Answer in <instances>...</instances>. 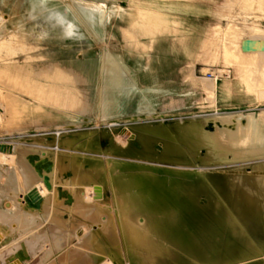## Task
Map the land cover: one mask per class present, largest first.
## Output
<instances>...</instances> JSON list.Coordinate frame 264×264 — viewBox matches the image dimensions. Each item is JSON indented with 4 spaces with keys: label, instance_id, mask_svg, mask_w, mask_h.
Returning a JSON list of instances; mask_svg holds the SVG:
<instances>
[{
    "label": "rangeland",
    "instance_id": "374dc122",
    "mask_svg": "<svg viewBox=\"0 0 264 264\" xmlns=\"http://www.w3.org/2000/svg\"><path fill=\"white\" fill-rule=\"evenodd\" d=\"M250 11V28H220L222 57L202 61L231 67L234 78L245 69V84L261 91L259 105L212 114L208 68L198 73L205 97L197 105L170 99L162 108L159 100V110L148 111L151 97L135 90L122 97L121 89L118 98L108 96L103 80L95 82L99 96L89 99L76 71L89 67L96 76L99 68L85 49L82 29L97 33L98 21L108 16L96 0H27L23 14L11 11V23L24 15L27 28H14L0 40V264H55L63 252L94 253L98 241L126 259L120 227L126 201L118 196L117 180L131 164L202 171L233 189V202L244 190L237 177L264 189V66L255 77L249 71L257 65L245 64L264 58V28L261 10ZM92 44L97 53V41ZM113 106L117 110L110 113ZM31 152L40 167L29 164ZM32 189L35 202L25 197ZM96 255L103 264L104 255Z\"/></svg>",
    "mask_w": 264,
    "mask_h": 264
},
{
    "label": "crops",
    "instance_id": "0c3cea01",
    "mask_svg": "<svg viewBox=\"0 0 264 264\" xmlns=\"http://www.w3.org/2000/svg\"><path fill=\"white\" fill-rule=\"evenodd\" d=\"M27 0H0V40L14 33V28H27L24 15H18V23L12 24V12H25ZM108 16L98 21V32L92 28L86 31V46L98 63L95 76L87 71L79 73L83 80V90L89 99L99 96L95 82L105 83V93L116 97L119 89L122 97L145 94L151 97L148 111H158L154 102L167 105L170 99L197 105L203 103L205 94L201 92L204 79L198 73L200 69L230 70V76L211 79L207 83L214 95L209 112L217 113L218 108L241 106L250 110L256 108L260 90L256 84L246 85L245 69L234 70L231 67L214 68L202 59L212 60L222 57L223 36L218 33L231 23L241 28H250V8H258L261 27L264 28V0H96ZM256 2V3H255ZM22 18V20H21ZM20 21H22L20 23ZM36 28V27H34ZM97 41V53L94 44ZM260 41V40H259ZM245 64L257 65L249 73L257 77L263 72L264 58ZM206 66V67H205ZM208 66V67H207ZM210 66V67H209ZM68 70V74H74ZM118 74V75H117ZM121 76V77H120ZM248 80L251 78H247ZM120 80V81H119ZM208 81V80H207ZM252 90V92L250 91ZM124 92H126L124 94ZM234 97H240L235 100ZM118 98V97H116ZM119 104L125 103L119 98ZM116 106L109 112H115ZM100 112V109H99Z\"/></svg>",
    "mask_w": 264,
    "mask_h": 264
},
{
    "label": "bare ground",
    "instance_id": "6f19581e",
    "mask_svg": "<svg viewBox=\"0 0 264 264\" xmlns=\"http://www.w3.org/2000/svg\"><path fill=\"white\" fill-rule=\"evenodd\" d=\"M29 155V164L40 167L33 157L36 153ZM183 170H144L131 164L119 175L117 193L126 201L122 200L126 205L120 226L126 259L115 253L113 246L96 239L94 253L90 250L79 256L78 250L63 252L55 264H100L96 252L104 255L103 264H264V189L237 177L244 187L242 194L237 193L243 203L233 202V189L219 185L202 171ZM258 178L256 175L255 180ZM34 192L30 190L26 199L35 202L38 196ZM111 240L120 243L118 237Z\"/></svg>",
    "mask_w": 264,
    "mask_h": 264
},
{
    "label": "built area",
    "instance_id": "2783aa9c",
    "mask_svg": "<svg viewBox=\"0 0 264 264\" xmlns=\"http://www.w3.org/2000/svg\"><path fill=\"white\" fill-rule=\"evenodd\" d=\"M206 75L211 79L217 80L218 78H221L223 76H230V70L210 69L206 72Z\"/></svg>",
    "mask_w": 264,
    "mask_h": 264
}]
</instances>
